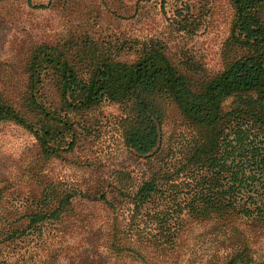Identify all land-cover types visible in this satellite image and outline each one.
Returning <instances> with one entry per match:
<instances>
[{
    "label": "trees",
    "instance_id": "1",
    "mask_svg": "<svg viewBox=\"0 0 264 264\" xmlns=\"http://www.w3.org/2000/svg\"><path fill=\"white\" fill-rule=\"evenodd\" d=\"M228 1L217 72L186 68L153 38L69 34L29 51L23 105L33 120L0 92V122L28 130L44 161L63 160L88 131L83 114L118 104L122 144L147 168L132 189L118 177L94 180L84 194L46 187L16 219L0 212V255L57 223L53 237L80 246L77 255H44L55 264H264V0ZM47 85L53 106L43 101ZM69 219L79 225L59 224Z\"/></svg>",
    "mask_w": 264,
    "mask_h": 264
},
{
    "label": "rangeland",
    "instance_id": "2",
    "mask_svg": "<svg viewBox=\"0 0 264 264\" xmlns=\"http://www.w3.org/2000/svg\"><path fill=\"white\" fill-rule=\"evenodd\" d=\"M30 1L48 8L36 10L25 0H0V92L28 121L33 119L26 112L23 99L29 51L41 44H55L69 34H87L94 39L153 38L162 42L168 55L178 63L207 74L219 71L225 62L224 41L232 11L228 0ZM105 9L116 12L111 15ZM183 24L186 30L181 29ZM41 93L43 101L56 104L49 85ZM120 117L119 105L109 102L85 112L81 123L88 131L81 136L78 147L64 154L63 160L47 161L39 156L37 141L28 130L1 121L0 212L14 211L10 221L16 219L46 187L58 193L84 194V187L94 180L113 185L117 177L130 189L136 187L147 167L123 146ZM154 162L152 165H156ZM88 208L82 201L76 204V213L84 219L82 224L88 220L84 218ZM119 208L124 211L122 217H126L127 206L121 204ZM101 215L97 210L92 217L99 221ZM75 221L59 224L79 225ZM55 225L58 224L48 223L41 235L24 237L21 244L7 246L0 255V261H6L0 264H55L52 259L46 261L44 255H77L80 244L68 236L55 239L51 228Z\"/></svg>",
    "mask_w": 264,
    "mask_h": 264
}]
</instances>
